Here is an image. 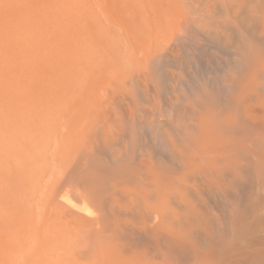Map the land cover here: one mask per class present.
<instances>
[{"label":"bare ground","instance_id":"obj_1","mask_svg":"<svg viewBox=\"0 0 264 264\" xmlns=\"http://www.w3.org/2000/svg\"><path fill=\"white\" fill-rule=\"evenodd\" d=\"M85 2L0 100V264H218L264 186V0Z\"/></svg>","mask_w":264,"mask_h":264},{"label":"rangeland","instance_id":"obj_2","mask_svg":"<svg viewBox=\"0 0 264 264\" xmlns=\"http://www.w3.org/2000/svg\"><path fill=\"white\" fill-rule=\"evenodd\" d=\"M79 1L80 0H0L1 101L4 98L8 99V97L14 98L17 94L16 78L18 73L20 74V70H22L21 66V69H19V65H22L18 63L20 62L19 60L24 58L26 61V56L30 58V61L32 59L33 51L31 47L33 44L31 45V40L33 35L31 33L33 32L34 23L36 24L37 20L40 21L57 14L58 8L64 5V3ZM91 1L97 2L99 0H86V2ZM28 53L32 56L29 57ZM23 60L22 62L25 68V65H29V60L26 61L28 64H24L26 62ZM17 63L19 65H17ZM208 75L210 76L211 73ZM203 76L206 77L207 75L205 76L203 74ZM211 77L212 76H210V78ZM141 105L144 106V110L147 114L153 117L157 115L155 105L148 100H142ZM243 191H241V194ZM243 195L242 198H246L245 196L243 197ZM259 198L260 199L254 200L255 202L247 198L246 201L245 199H241L242 201L239 205L245 204L246 206H242L247 209L244 217L245 219L241 223L233 226V232L230 228L228 229L229 231L227 230V245L225 243L224 247L219 251L218 264H264V186L260 192ZM194 203L196 202L194 201ZM176 207L178 206L176 205ZM197 207L203 209L200 204ZM178 209L180 210L181 208L178 207ZM230 237H232V239H230ZM9 260L12 264H45L43 261L38 260L20 261L18 258H9Z\"/></svg>","mask_w":264,"mask_h":264}]
</instances>
